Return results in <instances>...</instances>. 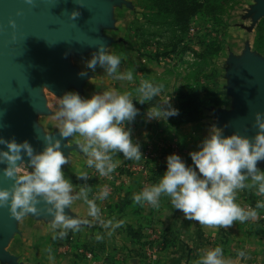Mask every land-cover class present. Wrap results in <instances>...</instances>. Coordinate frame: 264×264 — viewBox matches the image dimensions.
Segmentation results:
<instances>
[{"label":"rangeland","instance_id":"374dc122","mask_svg":"<svg viewBox=\"0 0 264 264\" xmlns=\"http://www.w3.org/2000/svg\"><path fill=\"white\" fill-rule=\"evenodd\" d=\"M117 1L119 3L111 7L109 26H99V31L102 36L110 41L105 45L108 52L121 56L119 71H133V81L115 80L99 66H97L95 72L88 71L86 76L79 75L81 71H86L84 62L90 59L96 51L87 47L77 50L75 48L76 43H73L74 45L63 53L61 62L66 71L75 70L76 74L80 76L79 86L74 87L67 84L65 88L53 90L47 84L39 82L36 89L31 93L41 105L28 111L29 132L17 136L25 138L38 135L41 139H45V137L60 139V125L55 119V113L58 110L59 98L70 91L77 92L85 99L107 90H116L120 93L128 92L131 93V98L136 107L137 102L135 101L140 98L136 89L143 81L163 85L162 94L173 93L176 100L175 108L181 95H187L193 100L204 96H207L205 98L208 100L216 98L220 103L211 106L205 112L204 121L207 126L211 125V127L215 126L223 129V135H225L228 132V126L220 124L221 119L217 116V113L234 114L236 112L235 98L231 94L235 86L232 83L231 76L233 71L239 70V66L234 63L233 59L240 60L244 55L250 53L261 62H264V15L255 17L256 11L253 10L258 3H264V0H228L223 6L220 17H218L222 23L219 27H213L211 23H205L201 18H198L191 23L183 47L173 56L169 51L164 50L165 48L162 45L168 36L163 34L166 33L167 29L154 28L146 22L148 15L146 11L147 0ZM140 27L145 35H155L143 50L139 49L141 40L135 37V32ZM216 40L220 42L219 45L215 43ZM204 47L206 60H201L197 58L196 53L202 51ZM29 68L35 71L41 79H44L38 61H32ZM210 91L215 94V98L210 96ZM144 118L147 121L145 115L142 117L137 115L134 120ZM170 118L167 119L166 123L167 131L162 136H157L151 132L150 128L149 143L151 145L140 149L142 158L139 161L123 160L118 164L116 171L111 174L110 178L99 176L94 168L87 166L88 157L80 152L77 145V140L80 137L73 136L62 139L63 153L69 159V163L62 166V171L65 177L74 185V194L79 192L81 187L87 186L89 189L88 198L91 199L92 194L98 196L102 188L107 186L109 196L103 201L99 200L98 203L108 207L114 201V195L119 192L122 194L125 187L128 188L134 184L136 194L140 193L147 183L146 178L151 176L149 175L150 172H155L162 167L167 168V156L177 154L189 165L192 162L189 153L199 150L197 146L208 136L209 132L187 124H185L186 128L176 132L172 130L174 127L169 125ZM151 123H154L151 126L153 127L156 122L153 120ZM146 151L150 152L147 157L148 160H144ZM121 157H123L122 154ZM140 161H145L147 166V175H142L144 177L142 183H139L137 178L131 181L130 178L133 179L137 175L130 176L124 170L128 164ZM257 167L264 171L262 161L258 162ZM81 172L88 174L89 179L87 182L77 179ZM129 182L132 184H129ZM148 183L150 184V182ZM150 186L152 185L150 184ZM124 199L122 202H125ZM258 201H264V196L258 195L256 188H245L237 193L236 203L243 208L255 209ZM132 203L130 200L125 203V206H128L130 215L133 214L131 208L133 205L142 212L140 213L141 237L135 239L136 243L137 241L141 243L140 248L135 252L140 259V264H170L171 259L168 252L176 245L175 238L172 239V232L165 229L166 226H161L163 220L156 214L159 207H153L148 203H143V206ZM78 208L82 210L79 216L74 214ZM88 211V205L83 199L75 200L69 208L65 209V213L69 217L81 221L79 231H68V235L63 238L66 242L60 238L53 239V231L50 227L52 217L45 218L44 216L31 214L26 216L23 220L29 219L32 223L35 222V232H32L31 238L33 237V239L31 244L27 245L30 248L27 249L26 247L27 251L24 255H17L15 247L10 248L11 254L16 256L14 257L17 259V264H62L65 261L66 264H72L73 260H76L78 264H133L135 261L128 259L120 251L100 256L101 244L96 242L98 241L97 237L100 235H98L97 229L89 227ZM256 211L258 212L256 220H248L243 223L248 226L259 224L264 230V209H256ZM241 224V222L236 221L232 225L233 228H231L229 236L233 241L226 240L227 236L223 232H214L207 238L202 236L201 239L197 240L200 243L195 249L197 257L195 264L208 250H212L217 246L223 248L224 259L241 248L243 245L239 246L238 243L234 242L236 239L246 237L243 230L235 229L236 226H241ZM31 227L33 228V224H31ZM150 232L152 233L149 235ZM249 246V244L244 245L243 249L246 247L244 251L249 250ZM60 255L64 257L61 260ZM0 261H4V264H10L5 260Z\"/></svg>","mask_w":264,"mask_h":264},{"label":"clouds","instance_id":"9594fccd","mask_svg":"<svg viewBox=\"0 0 264 264\" xmlns=\"http://www.w3.org/2000/svg\"><path fill=\"white\" fill-rule=\"evenodd\" d=\"M26 3L32 4L33 0H26ZM78 15V12L72 13L73 18ZM107 49L101 44L84 62L86 71L79 75L95 72L99 66L115 80L133 81V71H119L121 56L110 54ZM162 91L163 85L143 81L136 89L140 98L135 102L143 105ZM138 114L139 109L128 92L107 90L88 99L74 91L65 93L59 98L55 113L60 139L45 137L46 146L42 152L36 153L28 141L17 143L14 139L0 138V145L7 149H0L3 175L14 181L10 189H0V208H7L10 217L20 221L30 214L39 215L38 205L43 202L44 211L52 217L53 239L65 238L69 230H80L81 221L65 214V209L80 199L88 205V215L103 227L121 226L123 221L113 224L100 219L101 210L96 200L103 201L109 196L107 186L94 199L88 198L87 186L74 194V185L62 171L69 159L61 150V140L80 137L77 145L88 157L87 166L94 168L99 176L110 178L118 167L114 160L117 154L127 160L142 158L140 144L133 141L131 129L125 126ZM177 115L179 110L172 107L171 97L146 112L148 122L167 121ZM254 126L258 131L251 139L235 133L225 137L223 129L212 126L198 146L199 150L189 153L191 165L177 154L167 156V168L159 182L135 194L134 202L159 207L160 198L167 196L172 207L182 212L185 219L207 226L230 228L236 221L256 220V209H264V201H258L255 209H246L236 203L237 193L245 188H256L257 194L264 196V171L257 167L258 162L264 161V113H256ZM24 157L28 158L27 163ZM77 179L87 182L89 176L81 172ZM237 256L246 258V253L239 251ZM197 264H231V261L224 259L223 248L217 246L208 250Z\"/></svg>","mask_w":264,"mask_h":264},{"label":"water","instance_id":"95a60500","mask_svg":"<svg viewBox=\"0 0 264 264\" xmlns=\"http://www.w3.org/2000/svg\"><path fill=\"white\" fill-rule=\"evenodd\" d=\"M118 3L117 0H33L28 4L26 0H0V138L14 139L17 143L28 141L36 153L44 150L45 139L38 135L17 136L29 132L28 111L41 105L31 92L39 82L53 90L67 84L79 86L80 76L75 70L66 71L62 55L73 43L77 50L87 47L95 51L101 44H108L110 41L100 34L99 26H109L111 7ZM253 10L255 17L264 15V3H258ZM73 12L79 15L73 18ZM34 60L40 64L44 79L29 68ZM233 61L239 66L231 76L236 112L217 113V116L220 124L228 126L225 137L235 133L251 139L258 131L254 126L255 115L264 113V62L250 53ZM0 149L7 150L3 145ZM27 160L24 157L25 163ZM3 167L0 165V189H10L14 181L4 177ZM45 207L43 202L38 205L39 215L49 218ZM14 223L8 209L0 208V260L10 264H17L16 258L6 251L15 231Z\"/></svg>","mask_w":264,"mask_h":264},{"label":"crops","instance_id":"0c3cea01","mask_svg":"<svg viewBox=\"0 0 264 264\" xmlns=\"http://www.w3.org/2000/svg\"><path fill=\"white\" fill-rule=\"evenodd\" d=\"M196 20L197 18L194 19L192 23ZM170 61L172 60L170 59ZM154 84L160 85L156 82ZM170 97H171V105L172 107L175 108L176 100L174 99L173 93L170 94L161 93V95L157 96V98L159 99L158 104L164 103V101L168 100ZM136 108L139 109L138 115L140 117H142L143 115L146 116V112L148 108H144V106L139 103H137ZM151 122L146 121L144 118L137 121L134 120L130 123H126V128L131 129L133 141L135 143H139L141 149L144 146L146 148L148 145H151L149 143V137L151 135V133L149 132L150 128L152 130L151 132H153L159 137L162 136L165 131H167V125H166L167 121L155 120L156 123L153 127L151 126L154 123ZM187 125L188 126L194 125L196 126V128H202L203 131L205 132L206 131L209 132V130L211 129V125L207 126L206 122L204 121V118L197 123L187 124ZM186 127H187L186 125L178 126V127H174L172 130H175L177 132ZM114 160H116L117 163L120 164V162L127 159L121 157V154H117L114 157ZM191 164L192 162H190L189 165ZM149 175H151V172ZM150 177H147L146 181L150 182V184L153 185L152 182L150 181ZM135 178L138 179L139 183H142V180L144 179V177H142V174H139L133 179L130 178V180L132 181ZM129 184L132 183L129 182ZM135 187L136 186H134L133 184V186H129L128 188L126 187L123 188L124 191L122 194L118 191L119 193H117V195L116 194L114 195L115 196L113 199L114 201H112L110 203V206L108 207L99 204L98 203L99 200L98 199L96 200V204L99 205L97 206L101 210L100 213L101 220H103L104 222L112 221L113 224L123 221V223L119 227L112 228L111 226H109L108 228H105L99 221L89 216L90 218L89 219L90 221L88 222L89 227L93 229H97L98 235H100L99 237H101V239H97L98 241H96L98 242V244H101V250H100L101 257L102 255L105 256L108 255L109 253L112 254V253H117V251L118 252L120 251V253H124V255L128 259H132L133 261H135L133 262V264H140V259L138 258L135 252H137V250L140 248L141 243L138 241L136 243L135 239H139V237H141L140 230L142 224H141L140 213L142 212H140L141 210H138L139 208L137 209L136 206L133 205L131 206L133 210V214L130 215L128 212L129 210L128 206H125V203L129 200L135 203L133 200V196L136 194ZM95 197H96L95 195L93 194L91 195V199H94ZM121 197L125 198L124 199L125 202H122L123 198ZM141 205L143 206V204ZM81 212H82L81 208H78L74 214L79 216ZM136 214L138 215V217L136 216ZM156 214L160 216L163 220V224H161V226L162 227L166 226L164 228L169 229V231L172 232L173 235L172 239L175 238L174 242L176 245L173 247V249L170 250V252H168V255L170 256L169 258L171 259L170 264H195L197 258L195 249L196 246L199 245L200 243L197 240L201 239L202 236L204 238H207L211 236L214 232H223L227 236L226 240L233 241L232 239H230L231 237L229 236V233L231 232V228H233L232 226L230 228H223L219 226H207V225H201L197 221L187 220L184 218L182 212H180L179 210H175L172 207L170 203V198H168L167 196H162L160 198L159 208ZM34 223H32V221L29 219L20 220V221L15 220L14 223L15 231L12 233L11 237L9 238L6 247V251L9 254H11L10 248L12 247H15V251L17 252L16 253L17 255H21V254L24 255L27 249L30 248L27 247V245L28 244L30 245L31 240L33 239V237L31 238V236L33 234L32 232H35ZM31 224H33V228L31 227ZM235 229L243 230L244 235L246 237L241 239H236L234 242L238 243L239 246L241 245L244 246L246 244H249L250 245L248 247L249 250L244 251L246 247H244L243 249V246H241V248L237 249L235 253L228 255L225 259L230 260L231 264H264L263 228H261L259 224H257V226L256 225L248 226L245 223H242L241 226H236ZM28 230L29 232L27 233ZM109 233H111V235H109ZM62 240L66 242L65 239ZM239 251H244L246 253V258H238L237 253ZM61 258L64 257L60 255V260ZM3 262L4 261H0V264H4ZM71 263L78 264L76 260H73V262ZM62 264H66V261L62 262Z\"/></svg>","mask_w":264,"mask_h":264},{"label":"trees","instance_id":"16d2710c","mask_svg":"<svg viewBox=\"0 0 264 264\" xmlns=\"http://www.w3.org/2000/svg\"><path fill=\"white\" fill-rule=\"evenodd\" d=\"M227 2L228 0H147L146 11L148 15L146 22L151 24V27L168 30H166V33H163L168 36L162 45L165 48L164 50L169 51L171 55H176L187 39L186 37L190 31L192 21L196 18H201L205 23H211L213 27H219L222 23L218 17H220L223 6ZM154 36V34L145 35L143 29L140 27L135 32V37L141 40L139 49L143 50L148 46V42ZM187 41L189 42V40ZM215 43L219 45L220 42L216 40ZM196 56L201 60H206L205 47L202 51L196 53ZM210 96L215 98V94L211 91ZM205 97L207 96L198 97L193 100L187 95L179 96L178 105L176 106V109L179 110V115L171 117L169 125L178 127L201 121L204 118L205 112L211 106H216L220 103L216 98L208 100ZM158 103L159 99L155 97L152 101L143 104V106L144 108H150L158 105ZM165 171V167L155 172L152 171L150 181L153 185L159 182Z\"/></svg>","mask_w":264,"mask_h":264},{"label":"built area","instance_id":"2783aa9c","mask_svg":"<svg viewBox=\"0 0 264 264\" xmlns=\"http://www.w3.org/2000/svg\"><path fill=\"white\" fill-rule=\"evenodd\" d=\"M148 155H150V152L149 151H146L145 154H144V160H148ZM124 170L126 172H128L131 175H139V174H142V175H145L146 176V172H147V166L145 164V161H140L138 163H133V164H128L127 166H125ZM146 181V180H145ZM147 183L143 186L144 188L145 187H150V184L148 183V181H146ZM152 232L149 233V235L151 234ZM88 257H90L88 255Z\"/></svg>","mask_w":264,"mask_h":264}]
</instances>
